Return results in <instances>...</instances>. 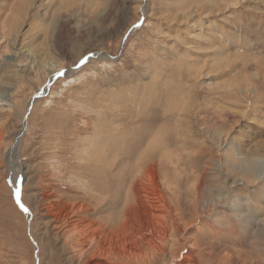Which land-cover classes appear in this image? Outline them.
Instances as JSON below:
<instances>
[{"label": "rangeland", "instance_id": "rangeland-1", "mask_svg": "<svg viewBox=\"0 0 264 264\" xmlns=\"http://www.w3.org/2000/svg\"><path fill=\"white\" fill-rule=\"evenodd\" d=\"M11 1L0 0V13L9 12L0 23V264H35L34 242L40 246L39 264H164L174 241L188 235L198 241L191 264H264V175L255 176L264 166V0L230 1V21L214 9L203 16L207 10L200 2L203 9L186 16L179 6L192 0H147L144 16L134 32H124L128 40L111 61L81 53L94 38L98 48L120 51V33L138 13V0H27L16 17L7 11ZM203 20L231 29L222 39L233 40L225 48L229 56L222 57L208 39L207 44L186 34L207 29ZM58 62L64 65L61 72H50L47 65ZM68 66L76 70L70 77L62 75ZM41 91L15 150L26 175L19 195L34 212L31 235L10 185L16 179L10 178L6 153L22 113L27 116V99ZM115 112L157 117V124L167 126L172 122L165 116L179 112L176 127L184 121L190 125L182 127L184 141L181 136L180 144L170 147L176 163H164L168 167L162 165L157 174L156 195L170 214L169 220L162 217L168 222L156 234L163 237L162 247L140 263H128V257L90 258V250L79 255L84 242L79 244L67 228L65 180L75 146L101 126L98 117ZM202 115L208 117L207 129L196 120ZM106 182L109 193L119 189L122 197V186ZM137 203L129 209L130 218L144 225L149 208L140 199ZM194 203L197 221L189 224ZM179 211L182 216L174 214ZM173 218L178 222H169Z\"/></svg>", "mask_w": 264, "mask_h": 264}, {"label": "bare ground", "instance_id": "bare-ground-1", "mask_svg": "<svg viewBox=\"0 0 264 264\" xmlns=\"http://www.w3.org/2000/svg\"><path fill=\"white\" fill-rule=\"evenodd\" d=\"M183 1L184 0H180L179 4H181ZM230 1L231 2L233 1L232 3H234L236 1L245 2L247 0H192L186 4H181L179 8H181L180 11L181 15H186V16H192V14L194 13H199L198 10H201L203 8L207 10L206 11L207 14H202V15L203 16L209 15L210 14L209 11H212L214 9V11L212 12H217V11L221 12L222 15L224 16L226 15L225 18L228 21H230V19H228L227 17L234 16V14L232 15V12L228 8L231 4ZM249 1L260 2L262 0H249ZM136 2H138V4L137 5L135 4L136 5L135 8L138 9L137 10L138 13L131 21H129L126 24V26L124 25V28L120 33L121 35L119 37L120 39L118 42L119 44L118 46L120 47L118 50L120 51L111 53L108 50L98 48V44H97L98 39L94 38L90 42H88V44L85 46L81 54L84 55L90 52L89 54L96 56V58L100 60L101 58L103 59L105 58L108 60L110 59L109 61L119 57V55L122 52L121 49L124 47L122 43L126 42L129 36L127 35L124 40L123 37L124 32H128L129 34L134 32L135 27L137 25L136 21H138L141 15L144 16L146 11V7L148 3L147 0H138ZM196 2H200L201 7L203 8L199 7ZM26 3L28 4L27 0L11 1V4L9 5L7 11H10V14L13 13L10 16L13 15L14 17H16L15 16L16 12L17 13L23 12L24 9L23 6ZM245 4L248 3L245 2ZM246 6L251 7V5H246ZM255 7H257V5ZM250 10L254 11L253 7ZM8 13L9 12L0 13V23H2V26H3V21L4 22L7 21V19L5 18L8 16L7 15ZM226 19H224V21ZM209 21L211 20H206L205 22L204 20L201 21L202 22L201 24L202 25L205 24L204 27H207V29H202V31L200 30V33L198 31L196 32L194 31L192 33V31L190 30V31H186L187 32L186 34L191 37L195 36L199 39H203L207 44L209 40L212 46L214 45V49L218 53H221L220 55L222 57L223 55L229 56L230 52H228V50H226L225 48L230 46V44H233V40L230 39L227 40L226 38H224V41L222 42V39L224 36L226 37L227 34L232 33L231 29L229 27L225 29L223 28V26L219 27L212 25ZM202 25H200V27ZM217 44L218 46H216ZM237 45L238 43L234 44V46ZM85 58L87 59L89 57H85ZM103 63L105 64L106 62ZM40 65H42V63ZM45 66L43 65V68ZM47 67L50 68V72L53 71L58 72L61 69H63L64 65L60 63L59 64L53 63L47 65ZM74 73H76V70L73 66H68L64 68V70L62 71L63 76H69V77ZM47 78L51 79L52 77L50 75ZM47 88H48V84L45 83L42 89L43 93H45ZM43 93L41 91L40 95L39 94L36 96L34 95L31 98L29 97V99H27L26 108H25L26 113L29 111V109L32 108L34 103L40 98V96ZM109 104L110 103L108 102L107 105L109 106ZM89 107L91 109V106ZM134 110H132L133 114L134 113L137 114V111L134 112ZM104 112H106V108ZM24 113L25 111L22 113L21 116L20 129L15 134L16 136L14 137V140L11 142L6 153V161L11 167L10 178L12 180L16 179L15 180L16 183L10 181L11 183L10 185L13 189L14 195L16 192H19L18 186H19V182L21 181L20 178L23 179L21 186L24 184V180L26 179V175L23 173V166L21 165V162L19 163V157L15 153V150L19 146L22 131L26 129V126L28 124L29 112L27 113V116L26 114L25 116H23ZM148 113L150 114V112ZM133 114L131 113L130 115H126L124 113L123 114L120 113V115L117 116L115 112L114 114H110L111 118H109V115H107V117L106 116L98 117V115L96 114V116L98 117L97 120H99L100 118V120L102 121L101 126L99 128L96 127L95 129H93L94 130L93 134L84 137L81 140L82 142H77L74 153L71 156L73 160L71 163V170L67 172V180H65L66 189L69 191V194H67L68 196L66 197L70 199V206H69L70 214L67 217L68 220L67 228L69 233H73L74 236L77 235L75 236V240L78 239L77 242L79 244H82L84 242L83 247L78 246L77 252H79V255L83 254L85 250H90L91 251L90 258H95V259L100 258L104 260L107 259L124 260V258L128 257L127 260L128 263L131 262L140 263L143 257L147 256L148 253H153L156 250H159L160 247H162L164 241L163 237L162 236H161L162 238L156 237V234L161 230L163 225L166 226V222H168L166 221V218L167 215L170 214L167 212V210H163V204L159 199V195H156L155 189L157 188V182H158L156 181L157 174L158 171L161 169L162 165L168 167V165H166L168 162L176 163L177 159L172 160V155L174 153V150H171L170 147L172 143L180 144L179 141H181L180 140L181 136L182 139L185 138L183 129L185 127L187 128V126L190 125L184 126L185 124L184 121V124L183 122L181 123V128L179 127L180 125H178L179 128L176 127L177 122H180L177 121V119L179 118L178 117L179 112L178 113L172 112L171 113L172 117L170 119L168 118L170 114L169 116L167 115V117L165 116L166 118L164 119L165 121L172 122V124H169L168 126L162 124L161 122L160 123L158 122L159 124H157L156 123L157 117H155L154 119L151 118L149 119V117L146 118V115L141 114L140 116L136 115L134 119ZM187 115L188 114L185 113L186 116L185 120L187 118ZM206 118L208 117L202 115V116H198L196 120L198 123L203 125L205 124V120H208ZM117 119L119 121H116ZM179 119H181V117ZM198 123H197V127H199ZM203 126L204 129H207L205 125ZM192 129L195 130V127ZM187 133L190 134L191 131L190 133L189 132ZM257 171L258 172L255 176L257 175L263 176L264 166L258 168ZM8 173L9 171H7V174ZM18 173H20V175ZM17 174L19 176H17ZM101 180H104L105 184ZM106 180H108V182L113 181L115 187H117L118 185L122 186L123 188L122 197L118 198L119 189H115V190L113 189V194L112 191L111 193H109L110 191L108 188L110 187L109 186L107 187L108 184ZM168 184L169 183H167L166 185ZM236 184L237 183H235V185ZM195 191H196V185H195ZM138 199H140V201H143V204H145V206L149 208L148 214L150 215V218L147 219L146 223L144 222V225H138L139 223L138 224L134 223L135 222L134 219L133 222L132 219L130 218L129 209L131 208V206L132 207H134L135 205L137 206ZM119 202L121 203L119 204ZM24 203L25 201H23L22 197H20L19 195V201L17 202V205L23 212L25 211L23 210V208H21V204L28 209V211L25 212L27 217L26 222L28 226H30L29 233H31L32 235V229H33L32 219L34 212L33 209L30 208V206L28 205L26 206ZM214 203L217 204V201L215 200ZM143 204L141 205L139 204V205L142 206ZM193 206H194L193 207L194 212L190 214L193 215V220L189 224L193 223L194 221H197L198 213L196 209V203H194ZM93 209H95V214L99 212H106V214H102V215L98 214L95 216V218L94 217L92 218L90 217L91 215L90 216L88 215L89 217H86L83 213H80V211H83L85 213ZM233 213H224V214L228 216ZM174 214L181 215L180 211L179 213L174 212ZM163 216H166L165 220L163 219L164 218ZM175 221L178 222L177 219L173 218L169 222L174 223ZM183 228L184 227H182L179 230V232ZM211 232L212 231H209V234ZM79 236L82 237L83 239L76 238ZM176 242L177 244L174 246L175 248L171 249L169 258L166 260V262L164 261L165 262L164 264H191V261L195 260L197 257V252L195 250L196 244L198 242L197 239L192 235H188V236H184L183 240L176 239L174 243ZM33 246L34 249L36 250L34 262L36 260L35 264H39L40 246L37 245L36 242L33 243Z\"/></svg>", "mask_w": 264, "mask_h": 264}, {"label": "water", "instance_id": "water-1", "mask_svg": "<svg viewBox=\"0 0 264 264\" xmlns=\"http://www.w3.org/2000/svg\"><path fill=\"white\" fill-rule=\"evenodd\" d=\"M79 63H80V62H79ZM15 195H16L15 198L17 199V202H18V201H19V192H16ZM15 195H14V196H15Z\"/></svg>", "mask_w": 264, "mask_h": 264}, {"label": "snow or ice", "instance_id": "snow-or-ice-1", "mask_svg": "<svg viewBox=\"0 0 264 264\" xmlns=\"http://www.w3.org/2000/svg\"><path fill=\"white\" fill-rule=\"evenodd\" d=\"M21 208H23V210L25 211V212H27L28 211V209L27 208H25L22 204H21Z\"/></svg>", "mask_w": 264, "mask_h": 264}]
</instances>
